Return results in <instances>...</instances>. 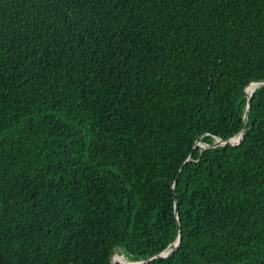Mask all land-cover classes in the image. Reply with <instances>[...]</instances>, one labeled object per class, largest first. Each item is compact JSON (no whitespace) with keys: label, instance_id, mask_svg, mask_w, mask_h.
<instances>
[{"label":"trees","instance_id":"trees-1","mask_svg":"<svg viewBox=\"0 0 264 264\" xmlns=\"http://www.w3.org/2000/svg\"><path fill=\"white\" fill-rule=\"evenodd\" d=\"M258 80L264 0H0V264H264Z\"/></svg>","mask_w":264,"mask_h":264},{"label":"water","instance_id":"water-1","mask_svg":"<svg viewBox=\"0 0 264 264\" xmlns=\"http://www.w3.org/2000/svg\"><path fill=\"white\" fill-rule=\"evenodd\" d=\"M250 83L255 84V87H256V86L259 85L260 83H264V80L253 81V82H250ZM250 83H249V84H250ZM247 85H248V84H247ZM247 85H246V86H247ZM255 87H254V88H255ZM253 91H254V89H253ZM253 91H252L249 95L247 94V100H248V102H247L246 111H245L244 116H243V117H244V121H246V119H247L248 110H249V108H250V98H251V95H252ZM245 92H246V91H245ZM244 133H245V127L242 129L240 135L237 136L238 139H237L236 142H232L233 139H234L235 137H232V138H230V139H228V140H223V139L217 138V139L213 142L212 145H217V144H219V143H226V142H229V143H237V144H238V143L243 139V135H244ZM202 144H203V143H202ZM212 145H211V146H212ZM175 213L177 214V211H176V210H175ZM179 244H180V236H178V238L175 240V242L173 243V247H172V248L167 249V250H164V251L158 253L156 256H158V257H167V256H169L170 254H172V253L178 248ZM153 257H154V256H153ZM153 257H149L148 259L153 258ZM148 259L140 260V261H127V260H122V261H120V262H118V263H121V264H141V263H143L144 261H146V260H148ZM118 263H114V262L112 261V264H118Z\"/></svg>","mask_w":264,"mask_h":264},{"label":"bare ground","instance_id":"bare-ground-1","mask_svg":"<svg viewBox=\"0 0 264 264\" xmlns=\"http://www.w3.org/2000/svg\"><path fill=\"white\" fill-rule=\"evenodd\" d=\"M254 87H255V85H253V86L251 87L250 91L248 92V95L253 91ZM237 139H238V137H235L233 140H237ZM112 261H113L114 263H117V262L115 261V254L112 256ZM120 261H122V260H120Z\"/></svg>","mask_w":264,"mask_h":264}]
</instances>
